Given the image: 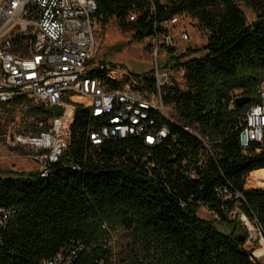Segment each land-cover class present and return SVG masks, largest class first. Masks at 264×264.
<instances>
[{
  "label": "trees",
  "instance_id": "obj_1",
  "mask_svg": "<svg viewBox=\"0 0 264 264\" xmlns=\"http://www.w3.org/2000/svg\"><path fill=\"white\" fill-rule=\"evenodd\" d=\"M96 2L97 23L115 20L140 42L161 33L164 22L187 15L206 33L207 43L182 54L168 49L167 68L182 72L184 88L170 78L162 100L171 113L149 115L154 128L168 131L160 144L149 147L130 136L93 145L90 135L103 120L76 105L70 143L48 175L0 171V264H41L59 254L72 264H262L246 249L247 235L228 215L234 206L218 190L241 193V211L256 218L264 233V188H245L247 176L264 170V150L258 153L253 145L244 154L239 142L244 116L258 102L264 82V0ZM239 2L254 13L252 23ZM30 44V37H22L11 51L26 54ZM111 67L90 68L89 74L114 91L122 83L108 78ZM131 74L141 88L132 79L123 84L156 91L153 71ZM236 97L250 103L238 108ZM0 108H22L25 127L36 132L62 114L25 96ZM202 207L233 232L223 234L200 218ZM119 230L132 243L118 261L112 234Z\"/></svg>",
  "mask_w": 264,
  "mask_h": 264
},
{
  "label": "built area",
  "instance_id": "obj_2",
  "mask_svg": "<svg viewBox=\"0 0 264 264\" xmlns=\"http://www.w3.org/2000/svg\"><path fill=\"white\" fill-rule=\"evenodd\" d=\"M96 11V0H0V103L25 96L35 105L62 110L60 116L49 122L48 129L15 133L10 137L14 148L27 150L25 157L39 164L38 172L42 176L48 175L49 166L59 161L70 143L76 105L89 109L93 118L103 120L90 135L93 145H101L107 139L135 136L152 147L168 136L167 129L154 128L155 122L149 117L152 111L168 116L162 89L170 81L169 72L174 71L170 66L169 70L166 68L169 61L165 67L161 66L160 54L167 52L169 56L168 49L178 45L176 40L190 41L186 26L193 19L187 15L175 16L162 24L161 33L156 32L148 38L154 61L155 92L134 88L133 84L140 88L141 85L131 72L119 67L109 68L111 82L122 83L119 89L111 91L105 82L89 74L88 64L97 50ZM134 19V15L130 17L131 21ZM22 37L31 38L30 49L26 54H15L11 49L19 45ZM127 79H132L133 84H123ZM239 98L242 97H236V100ZM256 98L258 102L248 108L239 135L244 154H249L253 145L257 146L258 153L264 150V82L259 86ZM189 131L207 145L199 134ZM263 172L260 170L247 176L245 188L263 189L264 182L247 185L264 180V175H257ZM218 191L224 201L234 206L229 218L236 220L238 215V222L250 232L245 247L261 262L264 233L260 222L241 211V201H245L241 193L227 188ZM209 212L218 219L214 212ZM41 264L72 262L59 254Z\"/></svg>",
  "mask_w": 264,
  "mask_h": 264
},
{
  "label": "rangeland",
  "instance_id": "obj_3",
  "mask_svg": "<svg viewBox=\"0 0 264 264\" xmlns=\"http://www.w3.org/2000/svg\"><path fill=\"white\" fill-rule=\"evenodd\" d=\"M239 6L243 10L247 21L252 23L256 17L251 9L241 2H239ZM186 28L189 31L190 41L181 43L176 40L178 43V45L176 44L178 54L184 53L189 47L199 49L207 43L206 33L199 29L196 21H189ZM96 33L97 50L93 59L90 61V68H96L106 64L114 65L115 67L125 69L138 75L153 71L154 61L150 39H146L143 42L138 41L131 32L127 29H122L115 20H111L106 26L97 23ZM160 55V64L165 67L166 62L169 61V56L167 52H163V55ZM167 69L169 70V68ZM168 76L174 78L176 82L184 88L181 71L169 72ZM166 112H168V114L169 112L171 113V109H167ZM23 116L22 108H9V112H5L0 108V171L4 174H10V172L14 174H28L40 171L38 163L25 157L27 150L14 148V145H12L10 141V137L15 133H28L30 129L33 130L32 128L27 129L25 127L24 122L27 120H25ZM28 121L32 122V120ZM257 175H264V172ZM263 182V179H259L256 183H247V185H262ZM198 216L213 222L216 228L223 234L229 235L233 232L232 228L220 224L218 219L204 208L198 211ZM235 218L248 238L250 232L248 233L238 222V215H236ZM122 233L123 232L119 230L112 234V244L116 253V260L118 261L125 259L131 252L129 248L132 243L131 239L125 237ZM247 246L250 249L252 248L248 243ZM261 262L264 264V258H261Z\"/></svg>",
  "mask_w": 264,
  "mask_h": 264
},
{
  "label": "water",
  "instance_id": "obj_4",
  "mask_svg": "<svg viewBox=\"0 0 264 264\" xmlns=\"http://www.w3.org/2000/svg\"><path fill=\"white\" fill-rule=\"evenodd\" d=\"M250 103V99L249 98H239L235 101V105L236 107L240 108L243 107L247 104ZM236 234L239 236L237 237V240H239L240 242H242L244 240V237L242 236V233L240 232V230H237Z\"/></svg>",
  "mask_w": 264,
  "mask_h": 264
},
{
  "label": "bare ground",
  "instance_id": "obj_5",
  "mask_svg": "<svg viewBox=\"0 0 264 264\" xmlns=\"http://www.w3.org/2000/svg\"><path fill=\"white\" fill-rule=\"evenodd\" d=\"M258 174H260V173H258ZM261 254H262V252H261Z\"/></svg>",
  "mask_w": 264,
  "mask_h": 264
}]
</instances>
